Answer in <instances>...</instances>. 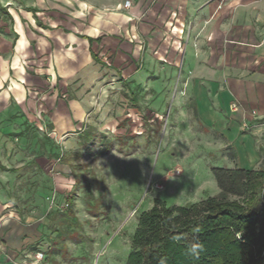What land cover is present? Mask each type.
<instances>
[{
  "label": "crops",
  "instance_id": "1",
  "mask_svg": "<svg viewBox=\"0 0 264 264\" xmlns=\"http://www.w3.org/2000/svg\"><path fill=\"white\" fill-rule=\"evenodd\" d=\"M124 1L0 0V264L24 262L21 242L43 217L13 196L37 184L20 176L74 182L82 149L74 138L131 128L173 91L242 98L226 112L255 137L241 158L260 166L264 0Z\"/></svg>",
  "mask_w": 264,
  "mask_h": 264
},
{
  "label": "rangeland",
  "instance_id": "2",
  "mask_svg": "<svg viewBox=\"0 0 264 264\" xmlns=\"http://www.w3.org/2000/svg\"><path fill=\"white\" fill-rule=\"evenodd\" d=\"M231 99L244 101L224 90L198 97L173 91L159 112L131 128L105 129L107 136L98 133L89 145L82 135L71 140L82 143L74 182L65 177L52 185L42 174L20 176L22 182L36 178L37 184H21L13 196L21 203L32 200L27 206L30 217L43 216L21 242L26 247L22 264H124L138 215L151 208L156 197L167 205L196 202L219 192L212 167H232L240 161L252 168V155L241 156L255 137L226 112ZM18 137L23 142L22 134ZM261 150L264 155V144ZM259 165L264 166V157ZM41 180H46L42 187ZM37 185L38 190L33 188ZM53 191L57 206L46 199ZM48 211L54 213L52 218ZM35 251L44 257L34 259Z\"/></svg>",
  "mask_w": 264,
  "mask_h": 264
},
{
  "label": "trees",
  "instance_id": "3",
  "mask_svg": "<svg viewBox=\"0 0 264 264\" xmlns=\"http://www.w3.org/2000/svg\"><path fill=\"white\" fill-rule=\"evenodd\" d=\"M84 135L89 145L98 133ZM211 172L216 195L183 205L156 197L138 215L124 264H264V166ZM192 243L202 245L196 255L189 252Z\"/></svg>",
  "mask_w": 264,
  "mask_h": 264
},
{
  "label": "built area",
  "instance_id": "4",
  "mask_svg": "<svg viewBox=\"0 0 264 264\" xmlns=\"http://www.w3.org/2000/svg\"><path fill=\"white\" fill-rule=\"evenodd\" d=\"M130 3H131L130 0H125L124 3H123V7L124 8L129 7ZM181 32H182V30H181ZM132 39H133V37H131L130 40H132ZM46 199L49 201L51 206H57L54 193H51L50 195H48L46 197ZM68 205H69L68 203H62L60 206L67 207ZM43 257H44V254H43L42 251H37L34 254V259H36V260H41Z\"/></svg>",
  "mask_w": 264,
  "mask_h": 264
},
{
  "label": "clouds",
  "instance_id": "5",
  "mask_svg": "<svg viewBox=\"0 0 264 264\" xmlns=\"http://www.w3.org/2000/svg\"><path fill=\"white\" fill-rule=\"evenodd\" d=\"M202 248V245H200L199 243H192L189 246V252L193 255H196L198 253V250Z\"/></svg>",
  "mask_w": 264,
  "mask_h": 264
}]
</instances>
